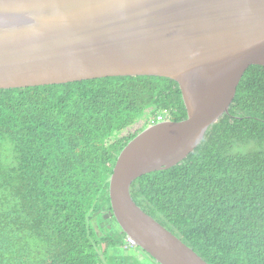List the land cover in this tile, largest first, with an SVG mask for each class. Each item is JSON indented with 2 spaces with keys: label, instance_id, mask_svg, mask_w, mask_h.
I'll list each match as a JSON object with an SVG mask.
<instances>
[{
  "label": "trees",
  "instance_id": "1",
  "mask_svg": "<svg viewBox=\"0 0 264 264\" xmlns=\"http://www.w3.org/2000/svg\"><path fill=\"white\" fill-rule=\"evenodd\" d=\"M164 110L188 115L178 82L158 76L0 89V264H106L97 243L109 264L142 256L110 216L109 179ZM131 195L209 264H264V66L193 152Z\"/></svg>",
  "mask_w": 264,
  "mask_h": 264
},
{
  "label": "water",
  "instance_id": "2",
  "mask_svg": "<svg viewBox=\"0 0 264 264\" xmlns=\"http://www.w3.org/2000/svg\"><path fill=\"white\" fill-rule=\"evenodd\" d=\"M264 66V0H0V89L118 76L178 82L188 115L152 124L120 152L113 217L160 264H209L131 195L185 159Z\"/></svg>",
  "mask_w": 264,
  "mask_h": 264
},
{
  "label": "rangeland",
  "instance_id": "3",
  "mask_svg": "<svg viewBox=\"0 0 264 264\" xmlns=\"http://www.w3.org/2000/svg\"><path fill=\"white\" fill-rule=\"evenodd\" d=\"M170 119V118H169ZM110 216L112 217L113 216V212H112V214L110 213ZM114 218V217H113ZM115 219V218H114ZM163 225V224H162ZM98 226H100V225H98ZM96 227H97V225H96ZM98 228V227H97ZM103 230H104V232H108V230H106V226L103 228ZM116 231H118V230H116ZM119 232L120 233H124L125 234V232L121 229V230H119ZM101 234V233H100ZM125 237H126V239H127V245H126V247H133V248H136V249H138L137 251H140L141 252V255L142 256H139V255H137V258H139V259H141V260H144V261H147V262H149L148 260H153L156 264H160V263H158L153 257H151L150 256V254L149 253H147L145 250H143L141 247H139L138 246V244L136 243V241H135V244L134 245H130L129 244V239L131 238V237H129V236H127L126 234H125ZM184 243H187L188 244V241H184ZM97 248H98V251L100 252V256H101V258H104V261H105V263L106 264H109L108 262L110 261V259L109 258H107L106 256H105V254L103 253L104 252V249H105V246L103 245H100V243H97ZM114 251H116V253H120V254H124L123 253V249L121 248V247H115V249H113ZM125 250V249H124ZM144 255H143V254ZM137 254V253H136ZM202 257V256H201ZM136 256H135V258L134 259H131L132 260V262H131V264H134L135 263V261H136ZM203 258V257H202ZM204 259V258H203ZM140 260V261H141ZM205 260V259H204ZM152 261V262H153ZM143 262V261H142ZM153 262V263H154ZM112 263H117V262H113V260H112Z\"/></svg>",
  "mask_w": 264,
  "mask_h": 264
},
{
  "label": "built area",
  "instance_id": "4",
  "mask_svg": "<svg viewBox=\"0 0 264 264\" xmlns=\"http://www.w3.org/2000/svg\"><path fill=\"white\" fill-rule=\"evenodd\" d=\"M169 119V112L168 110H164V111H161L155 118L154 122L152 124H156L158 122H163L165 120H168ZM129 244L130 245H134L135 244V240L133 238H130L129 239Z\"/></svg>",
  "mask_w": 264,
  "mask_h": 264
},
{
  "label": "bare ground",
  "instance_id": "5",
  "mask_svg": "<svg viewBox=\"0 0 264 264\" xmlns=\"http://www.w3.org/2000/svg\"><path fill=\"white\" fill-rule=\"evenodd\" d=\"M178 237V236H177ZM179 238V237H178ZM180 239V238H179ZM181 240V239H180ZM182 241V240H181ZM183 242V241H182ZM184 243V242H183ZM184 244H186V243H184ZM187 245V244H186ZM188 246V245H187ZM189 247V246H188ZM191 248V247H190ZM194 250V249H193ZM195 251V250H194ZM196 252V251H195ZM197 253V252H196Z\"/></svg>",
  "mask_w": 264,
  "mask_h": 264
},
{
  "label": "clouds",
  "instance_id": "6",
  "mask_svg": "<svg viewBox=\"0 0 264 264\" xmlns=\"http://www.w3.org/2000/svg\"><path fill=\"white\" fill-rule=\"evenodd\" d=\"M168 120H170V119H168ZM166 121V120H165ZM164 122V121H163ZM159 123V122H158ZM201 256V255H200Z\"/></svg>",
  "mask_w": 264,
  "mask_h": 264
},
{
  "label": "flooded vegetation",
  "instance_id": "7",
  "mask_svg": "<svg viewBox=\"0 0 264 264\" xmlns=\"http://www.w3.org/2000/svg\"><path fill=\"white\" fill-rule=\"evenodd\" d=\"M111 218V217H110Z\"/></svg>",
  "mask_w": 264,
  "mask_h": 264
}]
</instances>
